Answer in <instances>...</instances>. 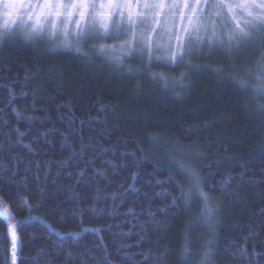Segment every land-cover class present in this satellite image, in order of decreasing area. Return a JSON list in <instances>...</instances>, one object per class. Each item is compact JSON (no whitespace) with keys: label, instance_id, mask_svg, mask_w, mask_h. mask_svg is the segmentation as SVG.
I'll list each match as a JSON object with an SVG mask.
<instances>
[{"label":"trees","instance_id":"obj_1","mask_svg":"<svg viewBox=\"0 0 264 264\" xmlns=\"http://www.w3.org/2000/svg\"><path fill=\"white\" fill-rule=\"evenodd\" d=\"M126 35L0 39V264H264V32Z\"/></svg>","mask_w":264,"mask_h":264},{"label":"snow or ice","instance_id":"obj_2","mask_svg":"<svg viewBox=\"0 0 264 264\" xmlns=\"http://www.w3.org/2000/svg\"><path fill=\"white\" fill-rule=\"evenodd\" d=\"M190 5L188 25L182 29L187 40L185 45L179 34H172L175 24L170 25L169 21L174 22L177 15L183 20V11L178 13L177 9H188ZM205 8L210 11L205 13ZM204 16L225 21V27L231 25L227 38L237 48L256 32H264V0H0V39L11 32L10 23L28 28L30 37H56L57 34L68 37L70 25H74L77 38L128 30L133 33L132 42H125L129 48L147 50L151 56L152 48L145 32L157 33L159 29L160 33H169V42H177L175 51L168 52V58L175 62L182 59L193 44L203 42L199 33L202 29L208 30L202 20ZM161 17L165 18L163 24ZM138 27L141 38L136 40ZM212 31L215 35L214 21ZM162 47L164 45L157 44V48ZM260 91H264V87ZM3 214L8 215L6 209Z\"/></svg>","mask_w":264,"mask_h":264},{"label":"rangeland","instance_id":"obj_3","mask_svg":"<svg viewBox=\"0 0 264 264\" xmlns=\"http://www.w3.org/2000/svg\"><path fill=\"white\" fill-rule=\"evenodd\" d=\"M181 11H183V13H184V19L181 20L180 16L177 15L176 20L174 22L169 21V24L170 25L173 23L175 24V27L172 28V34H179L182 38L181 43H184L185 45H187V40L184 38V33H183L182 29L188 25V17H189V14L191 12V5L188 9H183V8L177 9L178 13ZM209 11L210 10L207 8L204 9L205 13H207ZM211 11H215V10H211ZM197 12L199 13V10H197ZM13 19H15V17H13ZM160 19H161V23L163 24L165 18L161 17ZM202 20L208 29L207 32H205L202 29L199 33V35L203 38V41L208 39L209 37H211V35H212L211 39L212 38L227 37V34L229 31H227V29H225V27L223 26V25H225V21L220 20V19H216L215 17H211V19H209L207 16L202 17ZM213 21L215 23V35H213V31H212ZM18 24H19V22H18ZM59 26H60L59 23H57V27H59ZM29 27H30V25H29ZM9 28L11 29L10 33H12V32L15 33L17 31H19L23 35H25L26 37L30 38V36L27 34L28 28L21 27V26H18L17 24H11V23L9 24ZM221 28H224V29H221ZM225 30H226V32H225ZM68 32H69L68 37H64V36L59 35V34H57L56 38L49 36V35L35 36V37H43V38L48 39V40H53V38H55L54 41H56V42H54V43L56 45L68 46V45H76V44L80 45V44L86 42V40H91L94 38H99V37L107 38V37H114V36L121 37L122 35H126V34H127L126 38L129 36L128 42H132V36H133V33L129 32L128 30H122L118 33L114 32L110 35H105L103 33H100V34H89L86 38H77V36L74 34V25L69 26ZM140 33H141V28L138 27L135 31L136 40H139L141 38ZM145 35H147L149 38L151 48L152 49L154 48L155 50H158L162 53V54L158 53L159 54L158 57H165V58L167 57L168 58V52L169 51H175L177 42L175 40H172L171 42H169V40H168L169 33L168 32L160 33V30L157 29V33L149 34L148 32H145ZM255 40H256V33L254 34V36L251 39H249L245 43H247V44L253 43V42H255ZM157 44L164 45V47L157 48ZM123 49L124 48L122 46H116V47L111 46V48H109L108 50H109V53H112L111 54V57H112L113 54L118 53V52L122 51ZM102 50L103 49H101V51ZM196 175H197L196 171H194L191 167L189 169H187V176H188V181H189L190 187L192 188V190L196 191L197 193L199 192L201 194V187L199 185V182L198 183L196 182L197 181Z\"/></svg>","mask_w":264,"mask_h":264}]
</instances>
